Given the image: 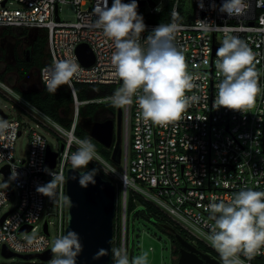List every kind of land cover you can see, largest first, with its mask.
<instances>
[{"label":"built area","instance_id":"2783aa9c","mask_svg":"<svg viewBox=\"0 0 264 264\" xmlns=\"http://www.w3.org/2000/svg\"><path fill=\"white\" fill-rule=\"evenodd\" d=\"M138 1L146 2L145 7L138 9L143 17L155 16L166 6L170 7L168 21L144 20L147 29L140 34L139 40L147 46V37L153 27L177 24L174 42L184 54L195 85L186 95L199 97L180 119L166 126L145 124L136 96L128 103L118 99L122 81L116 75L112 58L114 44L101 28L93 25L97 0H0V28L22 30L27 34L35 28L46 33L50 61L38 71L42 87H46L44 69L58 59H67L77 65L67 82L73 96L69 126L42 112L0 78V93L56 140L55 147L43 134L31 130L28 154L16 160V140L25 125L0 109V171L5 166L9 170V175L5 176L9 179L8 187L0 188V193H5V196L0 195V252L4 245L17 254L52 251L55 241L52 245L50 233L44 232L45 222L48 232L50 224L55 226L56 239L64 233L66 179L61 180L60 176L66 178L67 170L72 168L70 153L77 148L70 134L79 137L76 130L80 106L95 104L112 105L115 112L117 107L122 110L121 164L107 160L96 149V158L91 161L116 189L118 220L114 224V249L124 248L130 252L133 240L130 242L129 237L126 238L129 231L127 204L128 194L133 192L132 196H140L151 203L180 228L188 242L194 246L205 245L210 250L208 253L224 264V258L208 239L212 221L207 205L213 198L227 201L242 188L264 191V6H257L256 0H250V7L243 16H228L219 12L222 0H215L216 9L209 7L212 0H203L204 9L198 7V0H192L193 7L188 14L181 9L182 0ZM68 2L75 8L76 18L71 22L62 21L59 15L60 5ZM108 3L110 6L111 0ZM13 4L17 6L12 7ZM199 20L210 23L207 31L199 26ZM226 33L242 38L254 54L260 91L246 113L223 106L214 109L216 85L221 79L215 66L216 53ZM81 44L89 46L94 54L90 66H84L76 54ZM76 83L112 85L116 90L104 97L79 101ZM37 137L42 145L35 144ZM48 150L56 154L54 167L47 163ZM14 172L17 176L10 179ZM49 181L56 187L53 190L50 186L51 194L37 191V186ZM136 200L134 196L133 202ZM9 204L13 205L5 211ZM52 206L55 212L49 210ZM51 216L55 221H50ZM22 227L31 229L19 233ZM31 233L35 235L31 237ZM239 255L243 264H264V246L251 258L243 252ZM54 256L52 251L49 261L40 262L51 264Z\"/></svg>","mask_w":264,"mask_h":264},{"label":"clouds","instance_id":"9594fccd","mask_svg":"<svg viewBox=\"0 0 264 264\" xmlns=\"http://www.w3.org/2000/svg\"><path fill=\"white\" fill-rule=\"evenodd\" d=\"M256 3L257 6H264V0H256ZM198 7L204 9L203 0H198ZM209 7L216 9L215 0ZM249 7L250 0H222L219 12L228 16H243ZM94 13L96 19L93 25L101 28L115 47L112 58L116 75L122 81L118 99L128 103L136 96L145 124L151 122L166 126L180 119L181 114L199 97L186 95L195 85L187 70L184 54L174 42L178 25H156L147 37V46H143L139 36L146 31L147 25L143 14L138 11V0H111L110 6L108 0H97ZM199 26L207 31L210 23L199 20ZM216 55L217 76L221 79L216 85L214 109L223 106L246 113L260 91L253 52L242 38L226 33ZM76 70L77 65L67 59H58L46 67L43 79L47 90L55 92L60 84L70 82ZM70 136L71 142L77 145L76 151L69 157L74 170L71 179H78L82 188L95 185L100 170L88 167L97 155L95 145L90 138H79L74 133ZM35 144L42 145L39 137ZM76 172H79L78 176ZM16 176L14 172L10 179ZM60 179L66 178L61 175ZM50 186L51 181L37 186V191L51 194ZM0 187L6 189L8 181ZM0 195L5 196V193ZM63 199L70 209L73 206L70 197L65 195ZM207 210L212 221L208 239L224 258V264H243L239 255L241 252L251 258L264 246V191L242 188L227 201L213 198ZM82 250L79 233L68 229L54 242L52 251L55 256L51 264H76ZM103 254L106 250L100 249L93 258ZM113 255L114 264H149L146 252L130 258L127 249L116 248Z\"/></svg>","mask_w":264,"mask_h":264},{"label":"water","instance_id":"95a60500","mask_svg":"<svg viewBox=\"0 0 264 264\" xmlns=\"http://www.w3.org/2000/svg\"><path fill=\"white\" fill-rule=\"evenodd\" d=\"M151 4L152 2L149 1ZM145 1H138V9L145 7ZM56 15V20H58ZM37 29H31L28 37H33ZM34 38V37H33ZM79 61L84 66H90L94 62V54L89 46L81 44L76 49ZM90 138L111 150L110 159L117 165L121 164L122 157V110L116 108L115 118L104 121H96L90 117H82L78 123ZM56 154L48 150L47 163L54 167ZM5 176L9 175L8 166L1 169ZM74 174L72 168L66 173V195L73 202L69 209L66 206V227L68 230H75L80 235L83 250L77 257L76 264H114L113 258V236L114 221L117 213L116 189L114 184L105 179L101 174L96 176V184L82 188L78 184V179H71ZM79 175V172H76ZM7 215V214H6ZM5 215V216H6ZM5 216L3 218H5ZM69 216L71 219L69 220ZM3 220V219H2ZM160 227L173 234V241L179 245V256L175 264H223L218 259L212 257L208 252H204L197 246L188 242L174 227L167 223H160ZM31 227H22L20 232H28ZM44 232L48 235V226L45 222ZM100 249H105L106 254L93 258ZM0 254L6 258H19L23 261L38 259L47 262L52 256L50 249L39 254H17L10 251L5 245ZM130 258L132 255L130 253Z\"/></svg>","mask_w":264,"mask_h":264},{"label":"trees","instance_id":"16d2710c","mask_svg":"<svg viewBox=\"0 0 264 264\" xmlns=\"http://www.w3.org/2000/svg\"><path fill=\"white\" fill-rule=\"evenodd\" d=\"M170 7L166 6L163 11L155 16H146L144 20L146 21H155V22H165L168 21ZM23 34H27L26 31H22ZM39 44L34 47V51L30 53L29 58L30 61L27 62L19 56L15 57L16 63L14 65H8L6 68V72L15 71L20 80L24 79L33 68L41 69L43 66L49 63L48 53L45 52L47 37L46 33L38 32ZM46 56L47 61H43ZM4 75L1 76L3 78ZM75 92L77 95V99L79 101H84L97 97H104L110 95L115 92L116 88L112 85H101V84H84V83H76ZM16 90L21 93L30 103L40 109L42 112L53 118L58 123L69 126L71 123L72 116V104H73V96L72 92L66 83L60 84L55 92H50L47 90V87H42L41 89H35L30 91H21L20 89ZM115 114V109L112 105H95L88 104L80 106L79 108V116L82 117H90L96 121H104L107 119H113ZM76 133L81 138H90L88 134L79 127H77ZM92 143L95 145V149L102 154L107 160H110L111 151L109 149L104 148L95 140L90 138ZM89 168L96 167L92 162L88 165ZM117 168H121L117 166ZM99 174L102 175L101 171ZM133 192H129V201L127 204V212L129 215H133L135 217L140 218L141 220L148 222L160 232L165 234L170 242H171V254L174 257V264L177 261L179 256V245L173 241V234L164 230L160 227V223H167L174 227V229L180 233L184 238L186 234L178 227L174 226L166 217H164L157 208H155L151 203L145 201L140 196L134 195L137 199L136 202H133L134 196H132ZM118 214V212H117ZM116 214V216H117ZM118 218H115L114 224L117 222ZM133 241L131 242L130 249H133ZM197 247L204 252H210V250L203 244H197ZM114 249V246H113ZM132 255V253H131ZM114 261L115 257L113 255Z\"/></svg>","mask_w":264,"mask_h":264},{"label":"rangeland","instance_id":"374dc122","mask_svg":"<svg viewBox=\"0 0 264 264\" xmlns=\"http://www.w3.org/2000/svg\"><path fill=\"white\" fill-rule=\"evenodd\" d=\"M16 4H13L12 7H16ZM193 7L192 0H182L181 9L184 13L188 14L191 12ZM60 18L62 21L71 22L75 20V8L71 3H63L60 5ZM9 45L6 46L5 52L0 54V78L5 71L7 65L13 64V59L11 57V50H9ZM20 52V49H18ZM47 52V48L45 49ZM21 53V52H20ZM49 56V55H48ZM48 58V57H47ZM46 56L43 61H47ZM50 61V58H48ZM3 81L8 83L10 86L20 89L21 91L41 89L42 86L39 80V73L37 68H33L29 76L20 80L15 71L6 73L3 78ZM0 109L6 115H10L12 118L21 120L24 123L21 136L16 140L14 157L16 160H21L26 158L29 151V137L31 135V130H35L43 134L47 140L56 147V140L50 135L45 133L44 128L41 125L37 126V122L25 114L20 108L13 105V102L10 99L5 98L0 93ZM102 146V145H101ZM9 179L0 171V184ZM51 187L55 190V184L51 183ZM1 188V187H0ZM130 195L128 194V201ZM13 204H9L4 208L5 211L11 208ZM51 212H55V207L52 206L49 208ZM50 221H55L53 216L50 217ZM129 231L126 232V238L130 239V242L133 240V249H130L132 253V258L140 255L142 253L148 254L149 264H174V257L171 254V242L169 238L156 229L154 226L141 220L138 217L129 215L128 218ZM50 240L53 245V242L56 239V229L53 224L49 226ZM35 233H31L30 236H34ZM151 248V249H150ZM128 251V250H127ZM0 264H42L40 260L33 259L31 261H23L19 258H10L6 259L0 254Z\"/></svg>","mask_w":264,"mask_h":264},{"label":"flooded vegetation","instance_id":"af4514ba","mask_svg":"<svg viewBox=\"0 0 264 264\" xmlns=\"http://www.w3.org/2000/svg\"><path fill=\"white\" fill-rule=\"evenodd\" d=\"M33 37L30 38L27 34H23L22 30L0 28V54L1 52H5L4 50H6V46L9 45V50H11V57L13 59V64L11 65L16 63V56H19V58H22L25 61L27 60V62L30 61L29 55L34 51V47L39 44L40 36L37 32ZM18 49H20L21 53L18 51ZM6 68L2 75L8 73L6 72ZM30 73L27 76H29Z\"/></svg>","mask_w":264,"mask_h":264}]
</instances>
